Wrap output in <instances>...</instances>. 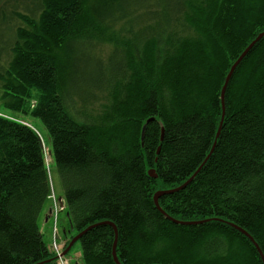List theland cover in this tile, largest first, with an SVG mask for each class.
Returning a JSON list of instances; mask_svg holds the SVG:
<instances>
[{
    "label": "trees",
    "instance_id": "16d2710c",
    "mask_svg": "<svg viewBox=\"0 0 264 264\" xmlns=\"http://www.w3.org/2000/svg\"><path fill=\"white\" fill-rule=\"evenodd\" d=\"M40 1L38 13L13 12L22 25L9 61H2L5 39L0 43L3 108L40 120L49 137L47 142L35 127L0 115V264H39L53 257L41 225L53 191L45 146L62 179L74 236L112 222L121 264H264L254 244L231 226H180L154 203L160 187L181 186L206 160L222 116L226 77L264 31V0H180L172 25L184 23L189 35L153 30L140 46L126 50L109 77L100 71L89 85L105 92L106 103L101 101L104 110L91 121L80 120L86 109L75 112V99L68 100L70 87L85 85L77 79L74 55L67 64L63 55L81 40L106 41L94 34L95 16L102 14L91 13L88 0ZM102 4L112 11L113 0ZM146 10L157 23L161 3ZM1 19L6 25V14ZM75 95L84 104L100 100L91 90ZM225 105L209 161L188 187L159 203L176 220L234 223L264 253V39L235 71ZM150 168L159 180L149 178ZM114 240L112 226L89 231L77 243L83 263L115 264Z\"/></svg>",
    "mask_w": 264,
    "mask_h": 264
},
{
    "label": "rangeland",
    "instance_id": "374dc122",
    "mask_svg": "<svg viewBox=\"0 0 264 264\" xmlns=\"http://www.w3.org/2000/svg\"><path fill=\"white\" fill-rule=\"evenodd\" d=\"M107 1L109 0H88V8L91 13H97L96 9H98V12H101L102 14V18L99 17L100 13L95 16L94 20L98 25V30H96L94 34L96 37L99 36L102 39L105 37L106 41L100 43L98 42L99 40H81L73 43L72 48L64 52L63 55L65 64L71 63V54L74 55V67L79 74L77 79L82 82V85H85L79 87L81 90L78 91L75 90V88L70 87L66 93L69 102L70 98L71 100L73 98L75 99L74 101L76 103H73L75 112H82V109H86L85 114L82 112L83 115L79 116L80 120L84 119L86 121H91V119H96L101 115L104 106H100V104L102 102L106 103L104 100H101L102 98H105V92H99L95 87L90 86L89 84L94 80L97 81L99 79V76L101 75L100 71H105L106 75L109 77L111 74L110 70L121 62L124 58L123 56H125L126 50L140 46L145 37L153 30L160 33L163 30L172 29L174 34H179L178 36L180 37H187L189 35L184 23H180V25H175L174 23L172 25V21H174L180 8V0H113L114 5L111 12H108L105 4V6L102 4ZM154 1L161 3L162 6L160 18L157 23H155V19H149L150 16L148 10H146L150 4L154 3ZM40 3V0H0V11L3 8L5 9L0 12V43L5 39L3 45H7L6 50L1 53L3 62H6L7 60L9 61L11 56L10 49L16 38V29L22 25L21 21L15 17V13L13 14V12L24 13L27 15L35 14L40 11ZM139 8L143 9L140 15L136 12ZM121 9L122 14H116V12ZM3 13L6 14L8 19L6 25H4L1 19ZM111 13L114 14L113 20L107 19V14L110 15ZM120 17H122V19H120ZM152 24L154 25L149 27ZM149 28L150 30H148ZM156 28H158V30H156ZM102 39H100V41ZM70 74H68L67 78ZM85 90L86 92L89 90L93 91L96 95L100 96V100L98 102L89 100V103L84 104L81 102L82 100L80 99V96L75 94L76 92L81 94L82 91ZM35 102L36 101L33 100L31 105L34 106ZM0 115L18 119L25 124L35 127L42 133L44 139L47 142L49 141L48 132L40 120L34 119L29 115L14 114L13 112L4 109L1 101ZM45 148L46 162L51 175L53 191L52 196L50 197V202L43 214L41 225L45 241L49 245L52 255L59 256L74 237L75 230L70 225L66 213V204L64 200L65 192L60 173L50 156V148H48V146H45ZM60 262H64L65 264H84L82 261L80 245L76 244L67 256L60 260ZM56 264L60 263L58 262Z\"/></svg>",
    "mask_w": 264,
    "mask_h": 264
},
{
    "label": "water",
    "instance_id": "95a60500",
    "mask_svg": "<svg viewBox=\"0 0 264 264\" xmlns=\"http://www.w3.org/2000/svg\"><path fill=\"white\" fill-rule=\"evenodd\" d=\"M264 39V31L261 32L254 40L253 42H251V44L244 50V52L241 54V56L236 60V62L232 65L229 74L226 77L225 83L223 85L222 91H221V102H222V116L220 118L219 121V125H218V130H217V134H216V138L214 140L213 146L206 158V160L204 161V163L200 166V168L181 186L173 188V189H168L165 190L163 188H159L157 190V192L154 195V203L156 208L159 210V212L169 221H171L174 224L180 225V226H200V225H204V224H209V223H222V224H226L228 226H231L232 228L238 230L239 232H241L243 235H245L253 244L254 246L257 248L263 263H264V253L261 250V248L259 247L258 243L255 241V239L243 228L237 226L234 223H231L229 221H225L223 219H218V218H210L207 220H201V221H180V220H176L174 218H172L170 215H168L160 206L159 200L162 196H166V195H172V194H176L181 192L182 190H184L186 187H188L195 179L196 177L199 175V173L201 172V170L204 168V166L206 165V163L209 161V159L211 158L213 152L216 149V146L218 144V141L220 139V135L225 123V117H226V105H225V95H226V91L227 88L229 86V83L235 73V71L237 70V68L239 67V65L243 62V60L249 55V53L252 51V49L262 40ZM154 118H151L147 121V124L154 121ZM145 132H146V126H144L143 131H142V141L145 138ZM163 136H164V129H162V137H161V141H163ZM160 148L161 146L158 148L157 154L160 153ZM157 162V159H156ZM149 178L151 179H155V180H159V175H158V171L156 168H150L147 172ZM101 225H109L112 226L114 229V234H115V240H114V245H113V260L115 262V264H121L118 256H117V244H118V240H119V231L118 228L115 224H113L112 222H103V223H98V224H94L89 226L88 228H86L85 230H83L82 232L78 233L76 236H74L71 241L69 242L68 246L66 247L65 250H63L61 252V254L59 256H53L51 259L44 261L42 263L39 264H48V263H58L60 262L61 259H64L67 254L73 249V247L81 240V238L87 234L89 231H91L92 229L101 226Z\"/></svg>",
    "mask_w": 264,
    "mask_h": 264
},
{
    "label": "built area",
    "instance_id": "2783aa9c",
    "mask_svg": "<svg viewBox=\"0 0 264 264\" xmlns=\"http://www.w3.org/2000/svg\"><path fill=\"white\" fill-rule=\"evenodd\" d=\"M60 264H65L64 262L63 263H61V262H59Z\"/></svg>",
    "mask_w": 264,
    "mask_h": 264
},
{
    "label": "bare ground",
    "instance_id": "6f19581e",
    "mask_svg": "<svg viewBox=\"0 0 264 264\" xmlns=\"http://www.w3.org/2000/svg\"><path fill=\"white\" fill-rule=\"evenodd\" d=\"M46 149V148H45ZM48 152V151H47ZM51 156V155H50Z\"/></svg>",
    "mask_w": 264,
    "mask_h": 264
}]
</instances>
